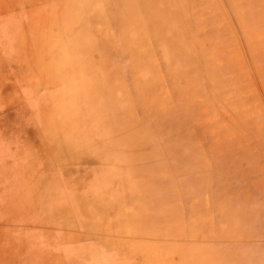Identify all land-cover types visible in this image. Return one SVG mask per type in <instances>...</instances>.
Instances as JSON below:
<instances>
[{"label": "rangeland", "instance_id": "rangeland-1", "mask_svg": "<svg viewBox=\"0 0 264 264\" xmlns=\"http://www.w3.org/2000/svg\"><path fill=\"white\" fill-rule=\"evenodd\" d=\"M105 1L0 0V258L6 264H264V0H184V22L177 0ZM81 9L88 10L81 16L88 26L93 14L103 19L94 22L98 36L120 34L118 20L127 21L129 45L135 52L145 45L150 56L149 90L135 97L128 81L136 53L84 69L66 65L64 25H78ZM157 13L170 22L153 21ZM160 39L169 42L168 66L156 48ZM118 65L125 79L114 96L131 110L124 139L110 130L93 135L100 129L88 116L94 108L84 105L103 96L104 76ZM93 81L98 96L86 92ZM115 104L121 107L120 100L104 106ZM61 107L75 122L83 119L73 124L83 149H105L99 161L85 154L92 162L83 182L76 180L80 165L69 158L68 176L60 174L38 138L46 122L63 124ZM154 125L160 136L135 147L131 136ZM164 140L189 147L171 155ZM94 166L102 179L89 178ZM108 199V210L78 214L88 202Z\"/></svg>", "mask_w": 264, "mask_h": 264}, {"label": "bare ground", "instance_id": "bare-ground-1", "mask_svg": "<svg viewBox=\"0 0 264 264\" xmlns=\"http://www.w3.org/2000/svg\"><path fill=\"white\" fill-rule=\"evenodd\" d=\"M183 1L184 0H177V2H175L174 6L177 5L178 19L181 21L182 17H183V22H184L185 21L184 8H185V3L187 1H185V3ZM105 2L107 4H111L113 6V3L116 2V0H106ZM97 5H98V3H97ZM123 11H125V9L122 10L121 12H123ZM86 12L89 15L88 10H83V9H81L80 12L78 13V18H77L78 25L72 26L71 24L67 25L66 23L64 25V28L67 31V34H66L67 38H66V40L63 39V43L65 42V48H67L69 50V51H66V55H67V53L70 52L69 53L70 57H69V55L66 56L69 61L65 59L66 65L69 62H71L72 66H73L74 63L78 62L80 64V66L84 69L87 65L93 64L94 62L107 63L110 60H114L116 58V56L120 55V53L128 54L130 56H132L136 53V55H134L135 59L132 62L137 64L139 67H137V70H136V68L133 66L132 62H131V65H127L126 69H128V71H129L128 81H130V86H131L132 91L135 94V97L140 96L144 90H149V85H148L145 77H146V72L148 71L147 69H149L150 65H152L150 58H149L150 56L147 54L144 55L143 54L144 52H142L144 50V48H146L145 45L138 47L137 52H135V50H134L136 48L133 49L129 45V43L131 42V37L129 35L126 36L125 33H123L124 28H126V27H124L123 23L127 22V21L124 20V22H123L122 20H118V24H117V22H115L117 24L116 27H118V30L121 32L120 34H117L115 36L114 35L106 36V37L98 36L100 28L98 25L94 24V22L102 23L103 19L97 18L96 17L97 14L96 15L93 14L92 21L90 22V24L88 26V24H85L84 22H82L83 19H81V16L83 14H85ZM126 13H127V10H126ZM126 18H127V16H126ZM85 19H87V18L85 17ZM72 20H75V19H72ZM152 20L153 21L159 20L160 22L163 21L165 23H168V22H170L171 19L168 16H164L163 13H157L156 16L152 17ZM72 23H73V21H72ZM158 29H159V31L156 32V35L158 37L162 38L163 37L162 36L163 30L161 28H158ZM165 34H168V32H166ZM138 38H140V37H138ZM165 38H166V36H165ZM134 39L138 40L136 36L134 37ZM156 40H159V39L156 38ZM160 41L161 42L159 43V45L156 48H157V50H159L158 53L164 58L165 66H168L169 64L172 63L171 57L168 54H166L167 51L169 50V48H168L169 44H167L169 42L168 41L164 42L163 39L162 40L160 39ZM58 44L62 45L61 41H59ZM118 44L121 47V50H120V48H117V50L115 49L116 46H118ZM94 48H95V51H94ZM96 49L98 51H96ZM109 66H110V64H109ZM94 69L95 68H93V70ZM117 69L121 70V73H122L121 76L115 75V72ZM133 70H136V71H134L136 76L132 75ZM123 72H124L123 68H121L120 65L116 66L115 69H110L109 71H107L106 75L104 76V80H103V86H104V90H105L103 92V96H99V98L95 97L91 101V103L87 102V104L84 105V107H87V108H89V107L94 108V110H92L93 111L92 114L88 113V116L93 121L94 124L99 125L100 129L99 130L94 129L95 131H94L93 135H95L96 132L99 134V132H101L102 130H110L112 132L115 131L116 134L119 137H121V139H124L123 135L125 134V132L122 135L120 133H121V130L123 129V127H125L127 124V119H129V117H130V113H131L130 111L131 110H129V106L126 104L125 98H121L120 96H114L115 90H118V89L120 90L122 87V82L120 80L125 79L123 76ZM96 87H97V82L93 81L90 83V86L87 87L86 92L87 93H89V92L93 93L92 96H98L95 93ZM88 88H89V90H88ZM117 100H120V102H121L120 108H117V104L113 105L111 110L107 109V107L104 106V104L106 102L107 103L109 102V104H113L114 101H117ZM108 110H109V112H108ZM59 111H60L59 112L60 118L64 119V120H61L63 122V124L60 126L59 125L55 126L53 121H49V122H46L45 124H43L42 128L39 129V131H38L39 134L41 135V137H38V138H40L39 141L40 142L43 141L45 143V146H47V149L52 150L54 157H51V158H54V159H50L49 163L51 164L53 162L55 167L57 166L56 169L59 170L60 174L67 175L66 163H65V160H67V158L76 161V163L80 165V170L78 169L76 171V180L78 179L77 180L78 182L79 181L83 182L84 179H86V177H88V175L91 174V169L86 168L89 166V165L86 166V164H91L92 157L94 158L93 161L94 160L99 161V159L104 156L102 153H100V151H103L105 149L97 147L95 152H92V151L87 152L88 149L87 150L83 149L84 148L83 145L86 143L83 140L84 137L80 136L79 132H77L76 130L73 129L74 128L73 124L75 122V119L72 117V115H73L72 112H70L68 107H61V108H59ZM174 114L178 115V110H175ZM85 117H87V115L84 116V118ZM165 117H166V115H165ZM82 120L81 121L78 120L75 123L80 124L82 122ZM158 121L160 123H162L164 121V116L162 115V117L160 119H158ZM158 121L156 123H159ZM118 124H121V125H118ZM175 124H178V126L182 127L181 120H177V122ZM114 125H116V126H114ZM157 125L147 127L140 134L138 133L136 135H132L131 141L135 144V147L149 144V142H151L154 139V137L156 136L157 133L160 136L159 129L157 128ZM62 136H64V138L66 139V141L64 142V145L60 139ZM57 137H59V138L57 139ZM88 147H91V146H88ZM184 147L188 148L189 145L187 147L185 144H180L176 141H171V140H164L163 145H162V148L164 150H168L171 152V155L175 154L174 151H176V149H178V151H180ZM193 147L194 146H191L189 148V151H190V149L192 150ZM53 149H55V153L53 152ZM84 151H86V152H84ZM85 154H87V157L90 154L92 155V157H90V160H88V161L86 160ZM57 158H59L58 159L59 162L57 161ZM62 158H65V159L62 160ZM132 158L133 157L131 156V159ZM128 160L133 162L130 159H128ZM55 162L57 164H55ZM62 162H64V163H62ZM46 165H47V163H46ZM192 165H193V163H191V167H192ZM92 169H94L96 172L94 174H92L89 178L97 179V180L102 179L103 171L99 168H95V166ZM192 170L194 172H197L195 169H193V167H192ZM68 171L70 172V170H68ZM80 174L82 175L81 179L78 178V175H79V177L81 176ZM111 200L113 202H115L117 199L114 197H111ZM96 201H98V200H96ZM96 201L92 200V201L88 202L87 206L84 205V208H82V207L78 208V214L83 213V211L85 209L88 210V212H90L89 214H96L97 211H99V213H102V212H104V210H108V208L106 207L107 205H111V202H109V199L105 202L98 201L99 202L98 204L96 203ZM62 204H64V203L61 202L60 205H62ZM6 261L7 260H5L4 257L0 258V264H2V263L6 264ZM15 263H16V261H14V259H13V260L8 261L7 264H15Z\"/></svg>", "mask_w": 264, "mask_h": 264}]
</instances>
